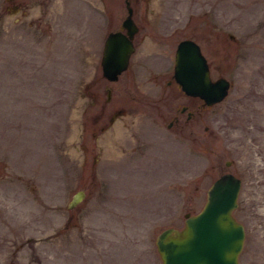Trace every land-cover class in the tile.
<instances>
[{"label": "rangeland", "instance_id": "374dc122", "mask_svg": "<svg viewBox=\"0 0 264 264\" xmlns=\"http://www.w3.org/2000/svg\"><path fill=\"white\" fill-rule=\"evenodd\" d=\"M129 3L134 49L107 80L102 41L124 0H0V264H160L155 233L224 170L241 179L238 263L264 264V0ZM185 36L231 83L167 127L158 85Z\"/></svg>", "mask_w": 264, "mask_h": 264}, {"label": "water", "instance_id": "95a60500", "mask_svg": "<svg viewBox=\"0 0 264 264\" xmlns=\"http://www.w3.org/2000/svg\"><path fill=\"white\" fill-rule=\"evenodd\" d=\"M125 15L119 26L109 29L102 41L99 65L101 75L114 80L128 63L134 49L132 37L138 26L132 18V6L124 0ZM172 76L184 93L197 95L207 105L222 99L230 80L218 74L211 77L209 64L192 37H181L173 50ZM107 96L109 87H105ZM228 164L229 160H225ZM241 184L238 175L221 171L205 188L201 206L183 212L180 226L167 225L153 238L160 264H239L237 255L242 246L244 225L233 214ZM83 190H74L67 201L73 206Z\"/></svg>", "mask_w": 264, "mask_h": 264}, {"label": "flooded vegetation", "instance_id": "af4514ba", "mask_svg": "<svg viewBox=\"0 0 264 264\" xmlns=\"http://www.w3.org/2000/svg\"><path fill=\"white\" fill-rule=\"evenodd\" d=\"M209 68H210V64H209ZM158 88H159L158 101H160L161 113L163 115L169 114V118L165 123L167 127L171 126L172 123L179 124L180 123L179 117L183 113L184 116L183 119L181 120V123H187L194 117L195 118L200 117L201 116L200 111L202 109H205L207 106V104H205L203 100L199 98L197 95H190L183 92L179 83L176 80H174L172 76V69L171 72L169 73V78H167L163 84H159ZM175 97L177 98L181 97L182 101H180L177 104H174L171 110L167 109L166 103L169 101V99ZM121 111H123L121 107L115 109V111L110 113L109 120L112 121L116 116V114H122L123 112Z\"/></svg>", "mask_w": 264, "mask_h": 264}]
</instances>
